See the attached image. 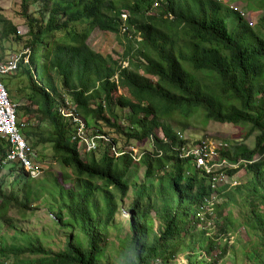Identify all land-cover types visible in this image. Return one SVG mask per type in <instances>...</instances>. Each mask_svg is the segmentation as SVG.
<instances>
[{
  "label": "trees",
  "instance_id": "obj_1",
  "mask_svg": "<svg viewBox=\"0 0 264 264\" xmlns=\"http://www.w3.org/2000/svg\"><path fill=\"white\" fill-rule=\"evenodd\" d=\"M18 1L14 12L28 29L26 38L6 19L0 20L4 23L0 35L23 42L20 53L28 51L29 62L23 61L15 76L3 82L11 100V91L16 90L22 95L19 101H26L16 110L31 148L51 145L57 162L78 187L58 188L60 196L51 208V219L69 234L60 248L51 250L39 236L20 230L9 216L12 210L22 219L29 211L33 215L32 205L40 199L37 190L25 184L20 196L18 190L8 193L0 184V220L3 228L14 231L0 235L2 264H169L182 253L189 264H219L232 248L230 233L239 227L257 240L247 242L249 252L242 255L253 264H264V16L256 33L254 25L223 0ZM259 1L261 11L264 0ZM153 9L155 13L147 15ZM229 13L238 28L227 25L224 15ZM96 30L123 35L120 42L128 44L125 51L116 57L94 51L88 41ZM66 99L89 128L91 122L94 132L112 136L117 148L120 141L113 135L125 137L128 145L150 140L155 146L154 152L143 153L140 164L146 167V178L156 185L139 186L130 218L124 223L114 222L119 207L111 190L119 194V200L126 198L133 159L129 153L117 158L108 148H99L98 158L93 153L84 160L73 141L72 122L58 111ZM199 111L206 120L248 126L250 133H257L254 149L224 140L230 148L216 149L232 164L251 162L246 166L249 182L241 187L249 192L244 195L242 219L223 215L228 204L236 202L224 188L223 201L212 206L215 215L211 217L205 208L213 193L207 178L186 176L190 163L177 156L180 151L175 146L187 140H178L170 121L178 116L187 120ZM184 128L179 132L184 134ZM5 154L0 144V156ZM224 170L230 176L237 172ZM10 171L18 172L16 166ZM20 171L28 174L23 168ZM53 181L59 184L57 178ZM140 198L144 203L140 204ZM152 212L159 221L158 230ZM215 219L221 225L212 237L199 231ZM112 228L124 232L118 236L120 249L109 251L114 260L106 257ZM215 250L219 252L216 258L206 259Z\"/></svg>",
  "mask_w": 264,
  "mask_h": 264
},
{
  "label": "rangeland",
  "instance_id": "obj_2",
  "mask_svg": "<svg viewBox=\"0 0 264 264\" xmlns=\"http://www.w3.org/2000/svg\"><path fill=\"white\" fill-rule=\"evenodd\" d=\"M228 1L224 4H227L228 7H234L238 11H242L246 13L245 17L247 19V22L250 26H252L254 29L256 28L258 21L261 17L264 16V9L258 10L257 7L260 8V1L259 0H223ZM259 1V2H256ZM256 2V3H255ZM18 4L20 5V1L18 0H0V20H9L12 23H14L17 26L18 35L26 38V33L28 31L25 24L22 22V20L16 18L14 10L18 7ZM155 13V10H151L150 13L147 15H152ZM126 15H128L126 13ZM224 17L227 19V25L232 28H238L240 25L235 20V16L232 14H225ZM4 23L0 22V31L2 30ZM261 30L260 27L256 28L254 31L256 33H259ZM123 39L124 36H116L112 33H104L99 30H96L90 37L88 44L89 46L96 52L102 53L104 56H114L116 57L118 54L123 53L127 47V43L120 42ZM23 42L17 43V41L13 40L12 38L10 40H5L1 38L0 35V58L7 59L11 55L14 54H20V51L22 50ZM28 56V54H26ZM27 62H29V56L28 59H26ZM184 68L187 71H191V68L188 64L183 63ZM20 67V66H19ZM17 73V72H16ZM15 73V74H16ZM15 74H13L15 76ZM13 75H11L13 77ZM8 76V77H11ZM5 79V83H7V78ZM3 79V80H4ZM17 79V78H16ZM18 80V79H17ZM15 84L21 86L18 84V81H15ZM6 87V86H5ZM8 91V90H7ZM16 91V90H15ZM14 90L12 92L13 100L12 102L15 105H25L26 101L21 100L22 95H18L17 92ZM9 93V92H8ZM128 113V111L125 112V114ZM174 121V120H173ZM170 121V123L173 125L176 132L181 131L182 126H184V134L182 136L185 140L188 141V145L192 147V144H194L196 141H199L201 139H206L201 144H199L196 148V151L194 154H199L201 150L208 149L210 150L211 154H214L215 156L218 155L217 152H215V148L219 147L221 145L225 146V143H223V140L227 142H231L233 146L237 145H243L246 146L247 149H254L255 142H256V135L257 133H250L248 126H234L231 124H220L217 122H214L213 120H206L205 115L203 112H197V114L192 117L188 118L187 120H184L182 116H178L176 121ZM91 125L90 129L95 130L92 126L93 123L89 122ZM157 132H161L160 130ZM158 133V134H159ZM110 136V135H109ZM118 141H120V144L118 145V149H133L134 154L137 155V159L139 160V156L143 154L146 151H152L154 152V147L150 140H145L143 142H135L131 141L130 144H125V137H122L120 135H113ZM111 140L113 139L112 136H110ZM113 141V140H112ZM29 142V141H28ZM237 142V143H236ZM30 143V142H29ZM32 144V143H30ZM128 145V146H126ZM125 146V147H123ZM32 147V146H31ZM101 150L98 149V152L95 153L96 158L99 156V152L103 151L102 149L108 148L107 145H102ZM230 148V146H228ZM100 150V151H99ZM34 153V158L36 159L34 161L35 164L41 166L44 171V175L40 180H33L29 177V175L22 174V171L19 172H13L10 171V167H5L4 169H0V184L3 183L4 189L6 192H10L11 190L15 189L18 190V193L20 196H23L24 190L23 187L25 184L30 185L33 189H36L38 192V195L40 196V199H37L32 207H35V212L32 215L31 212H27L29 215L27 218L22 219L18 212L16 210H12L9 213V216L13 218L14 221L18 225H20V230H22L25 234L39 236L40 239L44 241V243L48 244L51 250H57V248H60L65 240L66 236L69 234L65 229H58L51 219L52 213L51 208H55V205H57L56 198H59L60 196V189H64V185L66 188H77L78 184L74 182V180H69L70 176L67 174H70L67 169L61 168L59 163L57 162L54 153L52 151L51 145H40L37 148L32 149ZM110 151V150H109ZM92 154L88 155V158H91ZM110 155L112 153L110 152ZM82 158L86 160L83 156ZM255 158L259 159V156H256ZM32 160V159H31ZM33 161V160H32ZM226 165V164H225ZM223 166V168L227 166ZM228 166L239 168V164H230ZM246 166L244 165L241 171H238L237 173H234L233 176L228 175L226 178V181L221 182L220 184H216V187L219 188V190L216 192L213 191V195L216 197L214 199V204L222 203L221 194H223L221 191L222 188L227 189V192H231L230 194L235 197V203L228 204L229 206L222 212L223 215H226L228 213H231L234 217H244V214L242 213V207L246 206V204H243L246 202V199L244 195L249 194L247 189L241 188L244 185L249 182V173L246 172ZM18 170V169H17ZM146 168L143 164H136L132 167V172L127 175V181L130 184V190L127 192V196L123 200H119V194L111 190V192L115 195H117V202L119 209L115 213L116 217L114 218V222L116 223H124L127 219L130 218V207L134 204L135 199V193L139 194L140 185H156V183H152V179L146 178L145 176ZM190 171L192 174H197V170L193 167H190ZM72 177V176H71ZM53 178H57L59 181L58 183H54ZM73 178V177H72ZM17 179V182H15ZM68 179V180H66ZM252 183V181L250 182ZM249 183V184H250ZM98 185H101L100 182H97ZM236 185V186H232ZM240 187V188H236ZM35 191V190H34ZM102 195V194H101ZM224 195H228L227 193H224ZM140 204L144 203L145 199L140 198ZM55 200V201H54ZM144 200V201H143ZM1 201V200H0ZM243 204V205H242ZM152 216L155 218V230H158L161 228L159 226V221L155 217V213H151ZM211 217H213L211 215ZM215 220H210L207 223V226L205 229L201 227L199 231L205 230L206 234L205 236L212 237L217 230V228L220 227L221 222L216 223V227L214 228ZM124 232H128V227H124ZM14 232V231H13ZM10 230L3 228V224L0 220V235L6 236L10 235L9 233H13ZM124 232H119L118 230H115L114 228L109 230L107 239H106V245H108V248H106L107 254L106 257L112 256V259H115V255L113 253H110L111 251H117L120 249V240L118 239V236L123 237ZM229 238V245L232 246V248L228 249V253L225 257L219 260V264H253V261H251L248 257H244L242 255L243 251L249 252V247L247 246V242H250L251 244L255 243L257 240L255 237L251 238L248 231L243 228L239 227L236 232H231ZM9 241L11 240L9 237L7 238ZM223 240L225 238L223 237ZM224 242V241H223ZM1 244V242H0ZM197 248V246H196ZM199 250V249H198ZM110 251V252H109ZM252 251V250H251ZM203 253V252H202ZM218 250H215L213 253V256L206 255V259L211 260L216 258ZM214 257V258H213ZM117 260H119L117 258ZM116 260V261H117ZM0 264H2V260L0 259ZM158 264H162L159 262ZM169 264H189L187 257L182 253L180 254L176 259L172 260Z\"/></svg>",
  "mask_w": 264,
  "mask_h": 264
},
{
  "label": "built area",
  "instance_id": "obj_3",
  "mask_svg": "<svg viewBox=\"0 0 264 264\" xmlns=\"http://www.w3.org/2000/svg\"><path fill=\"white\" fill-rule=\"evenodd\" d=\"M239 12L241 16L246 19V13L242 11ZM123 18H127V15L124 14ZM26 54H28V51L14 54L7 59L0 60V144L6 148V154L0 156V169L13 166L23 168L31 179L36 180L43 175V168L34 163L36 159H33L34 153L32 148L22 133L20 128L21 125L19 126L16 110L17 105L10 99V95L3 82L4 78L18 71L23 61L27 63L26 59H28L29 55L26 56ZM58 111L62 118L72 122L73 141L78 143L79 149L84 154L95 153L102 145H107L110 147L111 153L115 154V156L120 157L123 155V153L118 151V148L109 136L94 132L89 128L87 121L78 113L72 101L66 99L65 104L60 106ZM128 151L134 153L133 149H128ZM194 153L195 152H193V154ZM194 155L198 157V161L201 165L207 164L209 166L206 167L209 171L211 167L222 166L221 164L211 166L214 165L211 164V162L214 161L217 156L211 154L209 148L201 150L199 154Z\"/></svg>",
  "mask_w": 264,
  "mask_h": 264
},
{
  "label": "clouds",
  "instance_id": "obj_4",
  "mask_svg": "<svg viewBox=\"0 0 264 264\" xmlns=\"http://www.w3.org/2000/svg\"><path fill=\"white\" fill-rule=\"evenodd\" d=\"M244 19V18H243ZM244 20H246V19H244ZM247 21V20H246ZM83 117V116H82ZM178 133V135H177V138H178V140H180V141H185V139H184V137L182 136V134L178 131L177 132ZM159 135H160V138L161 139H163V140H165V135L162 133V132H160L159 133ZM167 139V138H166ZM204 139V138H203ZM203 139H201V140H199V141H196L194 144H192V147L191 146H189L188 145V141H187V143L185 144V145H183V144H179V145H177V146H175V150H177V151H180L178 154H177V156L180 158V159H187L188 161H189V166L190 167H193V168H195L196 170H197V174H192L191 173V171L189 170V169H187V171H186V176H188V177H192V176H199V177H202V176H204V177H206L207 178V185L208 186H210L212 189H213V191H214V189H216V184L217 183H219L220 182V180L214 175V173L210 170H208L206 167H209L207 164L206 165H201L200 163H199V161H198V157H196L194 154H193V151H196V148H197V146L199 145V144H201L203 141H205V140H203ZM168 140V139H167ZM169 141V140H168ZM76 142V141H75ZM114 143V142H113ZM116 145V144H115ZM221 146H223L224 147V145H221ZM221 146H219V147H216V149H218V148H220ZM225 146H227V148H228V146L229 145H227V144H225ZM78 149H79V146H78ZM109 150H110V147H109ZM79 151H80V153H81V155L85 158V159H87L88 158V155L89 154H93V153H89V154H84L80 149H79ZM118 151L120 152V153H123V155H125V154H127V153H129V155L132 157V159H133V162H134V165H136V164H140V160H141V158H142V156H143V154H141L140 156H139V160L137 159V155H134V153L132 152V151H128L127 150V148L126 149H122V148H119L118 149ZM96 152H98V150L96 151ZM95 152V153H96ZM110 152H111V150H110ZM215 152H217L218 153V151L217 150H215ZM112 155L114 156V157H117V156H115V154H113L112 153ZM123 155H121V156H123ZM120 156V157H121ZM118 158V157H117ZM211 164H214V165H222L220 168L222 169V167L225 165V166H227V167H225V168H227V170L228 169H237L236 171L238 172V171H241V169H239V168H243V166L244 165H248V164H251V162L249 163V162H245V161H243V160H241L240 162H238V164H239V168H234V167H231V166H228V165H230V164H232L231 162H229L228 161V159L227 158H225V157H222V156H220V154L218 153V155H217V157H216V159L214 160V161H212L211 162ZM212 166V165H211ZM13 167H15V166H13ZM145 167V166H144ZM10 168H12V167H10ZM146 168V167H145ZM17 169H18V172L21 170V168H18L17 167ZM223 170V172L225 171L224 170V168L222 169ZM146 172V171H145ZM236 172V173H237ZM225 173V172H224ZM226 174V178H227V173H225ZM28 175V174H27ZM43 175H44V173H43ZM43 175L40 177V178H42L43 177ZM233 176V175H232ZM40 178L39 179H36V180H40ZM152 183H153V181H152ZM232 186H236V185H232ZM216 197L213 195V193H212V196H211V199H215ZM207 205L208 206H206L205 208H206V212H208L209 214H210V216L213 214V209H211L212 208V204H208L207 203ZM206 212H204V214H205V216H206Z\"/></svg>",
  "mask_w": 264,
  "mask_h": 264
},
{
  "label": "water",
  "instance_id": "obj_5",
  "mask_svg": "<svg viewBox=\"0 0 264 264\" xmlns=\"http://www.w3.org/2000/svg\"><path fill=\"white\" fill-rule=\"evenodd\" d=\"M212 166H215V165H212ZM210 169L214 173V175L220 180V182L217 183V184H220L221 182L226 181V174L223 172V170L220 167H211ZM218 190H219V188L216 187V189H214V192L217 193ZM219 192H222V190L219 191ZM213 201H214V199H211L210 198V199L207 200V203L214 205V202ZM212 215H215V214L213 213ZM200 217H202V213L200 214ZM205 222H207V220H205ZM216 223H217V219H215L214 228L216 227ZM205 225L207 226V224H205ZM206 226H205V228H206Z\"/></svg>",
  "mask_w": 264,
  "mask_h": 264
}]
</instances>
